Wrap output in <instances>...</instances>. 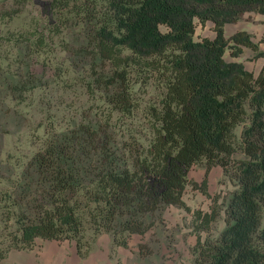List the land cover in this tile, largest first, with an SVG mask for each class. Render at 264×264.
Masks as SVG:
<instances>
[{
	"label": "trees",
	"instance_id": "trees-1",
	"mask_svg": "<svg viewBox=\"0 0 264 264\" xmlns=\"http://www.w3.org/2000/svg\"><path fill=\"white\" fill-rule=\"evenodd\" d=\"M44 5L49 23L82 25L90 50L80 48L76 56L110 62L111 75L95 76L98 85L116 88L110 99L115 108L129 112L133 106L134 75L144 83L153 79L160 95L149 106L145 145L130 139L119 154L107 124L101 132L79 126L81 142L48 140L35 156L30 209L9 211L12 229L11 217L3 219L0 261L13 249L31 248L38 238L74 240L84 257L88 232L110 233L114 244L126 247L132 234L145 232L148 213L169 205L189 209L182 199L187 185L209 197L207 175L219 166L234 188L221 209L194 211L193 264H264V63L254 72L224 57L227 50L231 57L244 48L263 57L264 52L245 30L223 33L226 23L246 13L264 16V0H46ZM206 21L214 36L194 38L198 23ZM32 36L29 46L45 43L38 23ZM198 162L205 169L200 182L188 176ZM220 210L224 226L212 236Z\"/></svg>",
	"mask_w": 264,
	"mask_h": 264
},
{
	"label": "rangeland",
	"instance_id": "rangeland-1",
	"mask_svg": "<svg viewBox=\"0 0 264 264\" xmlns=\"http://www.w3.org/2000/svg\"><path fill=\"white\" fill-rule=\"evenodd\" d=\"M44 1L0 0V230L8 215L10 228L15 224L9 211L30 209L35 156L44 150L48 140L81 142L79 126L89 125L101 132L107 124L105 131L119 154L130 139L145 145L150 137L149 106L157 103L160 95L153 79L144 83L134 75L130 81L133 106L129 112L115 108L110 99L116 95V88L98 85L95 76V72L111 75L110 62L93 55L76 56L74 52L80 48L90 50L82 25L49 23ZM263 19L258 13H246L237 22L226 23L223 33L228 36L246 30L258 51L264 52ZM37 23L45 30L46 38L42 46L33 48L27 38L35 39L32 32ZM203 35H214L211 21L196 26L194 38ZM224 57L240 60L255 72L264 63L262 55L248 48L236 57L227 50ZM240 129L241 125L236 132ZM204 171V163L198 162L191 166L188 176L200 182ZM233 188L229 176L214 166L207 175L209 197L187 185L182 199L189 209L169 205L148 213L145 232L132 234L126 247L114 244L110 233L93 236L88 232L82 252L87 247L89 250L83 257L76 253L74 240L38 238L29 249L11 250L0 264H193L194 211H209L216 206L221 209ZM223 226L220 210L208 234L217 235ZM206 234L201 232V237Z\"/></svg>",
	"mask_w": 264,
	"mask_h": 264
},
{
	"label": "crops",
	"instance_id": "crops-1",
	"mask_svg": "<svg viewBox=\"0 0 264 264\" xmlns=\"http://www.w3.org/2000/svg\"><path fill=\"white\" fill-rule=\"evenodd\" d=\"M261 15V14H260ZM241 19V18H240ZM238 21V20H237ZM236 21V22H237ZM233 23V22H232ZM246 31V30H245ZM250 31V30H249ZM205 36H207V35H205ZM214 36V35H213ZM213 36H211V37H213ZM209 37V36H208ZM232 60H234V61H237V60H235V59H232ZM240 61V60H239ZM255 72V71H254Z\"/></svg>",
	"mask_w": 264,
	"mask_h": 264
}]
</instances>
